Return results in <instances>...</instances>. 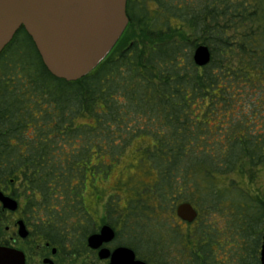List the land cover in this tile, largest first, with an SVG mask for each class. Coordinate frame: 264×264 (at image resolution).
<instances>
[{
    "label": "trees",
    "instance_id": "16d2710c",
    "mask_svg": "<svg viewBox=\"0 0 264 264\" xmlns=\"http://www.w3.org/2000/svg\"><path fill=\"white\" fill-rule=\"evenodd\" d=\"M126 16L108 55L72 82L15 33L0 53V174L63 226L80 225L94 191L104 222L126 233L119 245L147 264H260L264 0H126ZM129 150L141 188L100 192ZM181 203L198 213L186 226Z\"/></svg>",
    "mask_w": 264,
    "mask_h": 264
},
{
    "label": "water",
    "instance_id": "95a60500",
    "mask_svg": "<svg viewBox=\"0 0 264 264\" xmlns=\"http://www.w3.org/2000/svg\"><path fill=\"white\" fill-rule=\"evenodd\" d=\"M128 24L126 0H0V53L15 33L23 27L31 38L46 70L55 78L72 82L92 72L112 50ZM193 61L203 67L210 61L209 49L199 45ZM4 208L14 210L17 202L0 193ZM182 222L192 223L197 210L189 203L176 206ZM23 225L20 235L26 236ZM114 238L105 224L98 234L88 238L91 248H98ZM108 264H147L134 251L119 246L114 251H100ZM21 252L0 247V264H24ZM260 264H264V223L260 247Z\"/></svg>",
    "mask_w": 264,
    "mask_h": 264
},
{
    "label": "flooded vegetation",
    "instance_id": "af4514ba",
    "mask_svg": "<svg viewBox=\"0 0 264 264\" xmlns=\"http://www.w3.org/2000/svg\"><path fill=\"white\" fill-rule=\"evenodd\" d=\"M13 189L6 176L0 174V193L17 202L14 210L4 208L0 202V247L21 252L24 264L28 262L27 253L33 254L32 264H108L109 259L100 258V251L106 248L112 252L120 246H115L116 230L110 225L114 231L112 241L102 243L98 248L89 246L88 238L98 234L106 223L96 219L93 222L87 204L83 205L86 218L79 226H63L44 218L38 209L26 208L22 201L15 198ZM21 225L26 232L25 237L19 233Z\"/></svg>",
    "mask_w": 264,
    "mask_h": 264
},
{
    "label": "rangeland",
    "instance_id": "374dc122",
    "mask_svg": "<svg viewBox=\"0 0 264 264\" xmlns=\"http://www.w3.org/2000/svg\"><path fill=\"white\" fill-rule=\"evenodd\" d=\"M135 165H136V158L134 157L133 153L129 150L119 160L118 164L115 166L113 171L110 173L108 180L106 182L98 184V187H99L98 190H100L101 192L102 191L101 188H104L105 192L107 193V192H110L115 187V190L117 189L116 194H126L128 197L132 196L134 192H136L137 190L141 188L142 179L146 180L143 177L142 173L139 172V170L135 167ZM121 182L125 184L117 186ZM88 190H92V189L89 187ZM95 196H96V193L94 191L89 192L87 202L85 204H87L88 206V211L92 213L93 222H95V219H96L98 221H102V223L105 224L104 205L102 202L98 201L95 198ZM123 204L124 203H122V205ZM115 205H116V202H115ZM118 205H120V203H118ZM116 217H117V214L115 212V218ZM177 221L183 224L178 218H177ZM124 234L126 236L125 232L124 233L122 232V235L117 236V238L115 239V246H118L121 242L123 243L126 241V238H123ZM32 255L33 254L31 253H27V257H28L27 264H32V261H33Z\"/></svg>",
    "mask_w": 264,
    "mask_h": 264
}]
</instances>
